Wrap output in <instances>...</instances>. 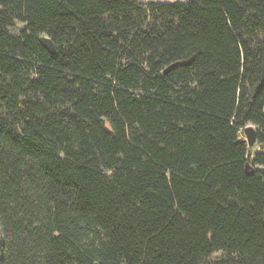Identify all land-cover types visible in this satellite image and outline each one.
Returning a JSON list of instances; mask_svg holds the SVG:
<instances>
[{
	"label": "trees",
	"instance_id": "1",
	"mask_svg": "<svg viewBox=\"0 0 264 264\" xmlns=\"http://www.w3.org/2000/svg\"><path fill=\"white\" fill-rule=\"evenodd\" d=\"M259 167L264 0H0V264H264Z\"/></svg>",
	"mask_w": 264,
	"mask_h": 264
},
{
	"label": "water",
	"instance_id": "2",
	"mask_svg": "<svg viewBox=\"0 0 264 264\" xmlns=\"http://www.w3.org/2000/svg\"><path fill=\"white\" fill-rule=\"evenodd\" d=\"M39 41L50 53L55 52V46H54L52 40L48 36H46V35L40 36ZM167 69H165V71ZM243 132L245 135V140L247 142L248 148L252 149V147L256 141V129H255V127L251 124H248V125L244 126ZM253 170H254L253 165L250 162H246L245 163V171L247 173H251ZM259 170L264 175V167H259Z\"/></svg>",
	"mask_w": 264,
	"mask_h": 264
},
{
	"label": "rangeland",
	"instance_id": "3",
	"mask_svg": "<svg viewBox=\"0 0 264 264\" xmlns=\"http://www.w3.org/2000/svg\"><path fill=\"white\" fill-rule=\"evenodd\" d=\"M141 2H148V1H162V2H168V1H176V0H139ZM182 1V0H181ZM243 135H244V132H243ZM245 136V135H244ZM255 147L252 148V150H254ZM264 177V175H263Z\"/></svg>",
	"mask_w": 264,
	"mask_h": 264
}]
</instances>
